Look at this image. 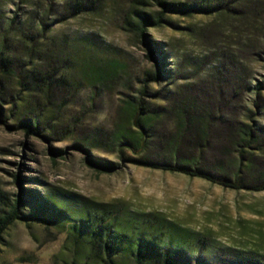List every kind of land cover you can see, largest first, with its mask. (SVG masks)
Returning <instances> with one entry per match:
<instances>
[{
  "label": "rangeland",
  "instance_id": "obj_1",
  "mask_svg": "<svg viewBox=\"0 0 264 264\" xmlns=\"http://www.w3.org/2000/svg\"><path fill=\"white\" fill-rule=\"evenodd\" d=\"M168 1L210 13H167L147 30L160 44L154 59L127 24L133 7L163 10L154 0H97L70 19L66 0H0V56L11 66L0 69V190L16 199L22 175L26 189L70 195L74 217L87 200L162 212L178 229L169 239L185 250L183 264H233L234 249L264 256V190L131 163L172 160L230 178L242 167L243 184L264 183V0ZM159 64L163 78L143 94ZM139 102L145 133L134 119ZM23 119L39 122L35 134L19 127ZM243 126L255 141L238 146ZM144 134L137 153L130 144ZM89 159L120 169L99 172ZM69 224L17 221L3 236L0 264L85 263Z\"/></svg>",
  "mask_w": 264,
  "mask_h": 264
},
{
  "label": "trees",
  "instance_id": "obj_2",
  "mask_svg": "<svg viewBox=\"0 0 264 264\" xmlns=\"http://www.w3.org/2000/svg\"><path fill=\"white\" fill-rule=\"evenodd\" d=\"M154 1L163 10L157 13H148L141 6L133 7L127 24L143 43L151 48L150 53L156 59L160 44L147 37V30L161 26L167 13L192 16L195 13H210V9L189 5L185 2ZM65 4L71 13L66 19H70L94 11L97 0H66ZM42 25L46 30V24ZM3 67L5 71H8L11 66L9 59L2 55L0 56V69ZM164 71L162 65L159 64L155 71L146 75L143 94L146 93L148 85L163 78ZM21 83L24 86V81ZM257 88L260 90L261 86L258 85ZM145 112L144 104L139 102L134 119L135 124L141 127L143 132L145 128L141 119ZM3 113L4 107L0 103V117L3 116ZM149 117V120L152 119V116ZM38 125L39 122L37 123L36 120L23 119L19 127L27 135H33L37 132ZM241 133L242 137L238 139L236 145L242 146V143L247 144L255 141L251 127L243 126ZM206 138L208 137L206 136ZM130 145L137 153H141L146 147V135H143L140 143ZM89 162L99 172H114L120 169L118 163L109 160L89 159ZM131 163L154 170L201 178L234 190H264V183L254 187L242 183L240 179L242 167L237 170L239 174L235 178H230L224 172L214 173L207 169L172 160L156 161L141 158L132 160ZM252 164L250 161L249 165L252 166ZM242 165H244L243 162ZM15 179L23 190L16 199L12 201L0 190V244L6 231L17 221L44 225L70 223V238L87 250V258L83 264H118L120 260H127L132 264H183L180 257L185 250L181 248L182 245L174 248L169 239V233L178 232V229L162 212L132 210L125 202L101 203L87 200L86 203H83L77 216L74 217L69 211L72 202L67 193L56 191L43 196L36 190L24 188L22 175H16ZM231 257L233 264H264V256L254 251L234 249Z\"/></svg>",
  "mask_w": 264,
  "mask_h": 264
}]
</instances>
